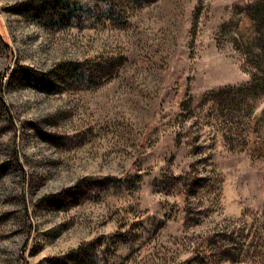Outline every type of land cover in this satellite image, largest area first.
<instances>
[{
	"label": "rangeland",
	"instance_id": "obj_1",
	"mask_svg": "<svg viewBox=\"0 0 264 264\" xmlns=\"http://www.w3.org/2000/svg\"><path fill=\"white\" fill-rule=\"evenodd\" d=\"M67 1L0 0V264H264V0Z\"/></svg>",
	"mask_w": 264,
	"mask_h": 264
},
{
	"label": "trees",
	"instance_id": "obj_2",
	"mask_svg": "<svg viewBox=\"0 0 264 264\" xmlns=\"http://www.w3.org/2000/svg\"><path fill=\"white\" fill-rule=\"evenodd\" d=\"M85 2H81V1H74V0H68L65 5L70 8V10H72V14L75 11H81L80 13H85V15H87L90 19L97 18L98 16L101 15V13L103 12V14L109 19V18H113V19H118L117 21H124L125 19H122L123 17V9H121V7H118V3L114 2V0H98V3L101 2L102 6H93L91 4V2H89L88 0H83ZM151 1L154 0H123V2L125 4H132L135 7H140L142 5H145ZM260 2V1H259ZM254 2L251 3V6L249 8H251L250 10L252 12L253 8L255 7L256 4L259 3ZM54 0H49V4L54 5ZM250 4V3H249ZM248 2H244L241 5V8L248 9ZM125 8V7H124ZM91 9V10H90ZM249 10V11H250ZM119 11L122 13L119 14ZM258 12H260V8H258ZM254 17V16H253ZM258 23H257V27L254 28V32L248 34L244 37V44L247 47L249 53L253 54L255 56V63L258 67V69L262 72L263 74V81H262V85L264 87V30H261L260 28L264 29V17H258ZM259 31H262V37H260V35L258 34ZM262 179L264 181V171H263V175H262Z\"/></svg>",
	"mask_w": 264,
	"mask_h": 264
}]
</instances>
